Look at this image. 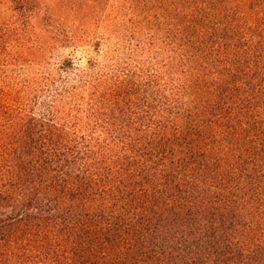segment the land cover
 Instances as JSON below:
<instances>
[{"label": "trees", "instance_id": "1", "mask_svg": "<svg viewBox=\"0 0 264 264\" xmlns=\"http://www.w3.org/2000/svg\"><path fill=\"white\" fill-rule=\"evenodd\" d=\"M41 1L0 0V264H264V0Z\"/></svg>", "mask_w": 264, "mask_h": 264}, {"label": "rangeland", "instance_id": "2", "mask_svg": "<svg viewBox=\"0 0 264 264\" xmlns=\"http://www.w3.org/2000/svg\"><path fill=\"white\" fill-rule=\"evenodd\" d=\"M41 1V0H40ZM43 1V0H42ZM41 3H46V5H50L53 8H57V13H60L58 16L53 17L50 14L40 15L38 19V23L41 25H49L50 23H54L53 21H63L64 23H71L73 19H76V24H79V0H44ZM76 7V8H74ZM54 11H56L54 9ZM56 13V12H55ZM60 18V19H59ZM58 19V20H57ZM62 22V23H63ZM74 28V27H73ZM72 56L77 58L79 57V50L72 51Z\"/></svg>", "mask_w": 264, "mask_h": 264}]
</instances>
